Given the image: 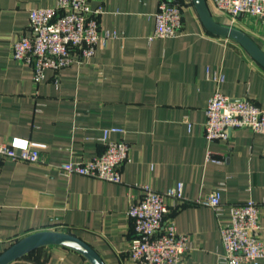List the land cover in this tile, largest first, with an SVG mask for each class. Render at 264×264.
I'll list each match as a JSON object with an SVG mask.
<instances>
[{"label": "crops", "instance_id": "1", "mask_svg": "<svg viewBox=\"0 0 264 264\" xmlns=\"http://www.w3.org/2000/svg\"><path fill=\"white\" fill-rule=\"evenodd\" d=\"M88 1L102 7L106 45L84 63L48 69L36 83L32 67L13 58V44L31 34V10L54 7L57 0H0V143L29 145L43 154L40 163L0 154V254L31 233L56 230L92 245L106 264H133L128 209L141 199L140 186L163 193L182 182L186 201L166 203L178 232L189 237L183 264H228L222 260L221 226L231 221L230 205H263L264 241V133L245 128L229 140L211 141L204 134L206 106L222 92L264 109V68L235 40L208 32L192 0H182L183 30L168 39L152 38L159 0ZM213 15L264 49L259 21ZM107 130L109 141L124 140L132 148L121 182L65 176L54 167L101 154ZM219 188L225 206L220 214L194 202ZM24 258L34 264H91L58 245Z\"/></svg>", "mask_w": 264, "mask_h": 264}, {"label": "built area", "instance_id": "2", "mask_svg": "<svg viewBox=\"0 0 264 264\" xmlns=\"http://www.w3.org/2000/svg\"><path fill=\"white\" fill-rule=\"evenodd\" d=\"M156 27L152 38L168 39L179 35L184 27L183 7L178 0H159ZM211 11L219 12L232 21L249 17L260 22V39L264 46V0H207ZM102 7L92 8L88 0H57L54 7L34 8L30 11V35H22L13 44V58L29 64L36 83L46 78V71H59L74 64L84 63L93 57L100 45L105 46L110 35L101 32ZM217 81L223 78H216ZM204 134L211 140H229L233 131L251 129L264 133V109L247 97L233 98L222 92L212 95L206 106ZM113 131H122L113 128ZM105 132V149L88 161L69 160L57 169L65 176L79 174L119 183L123 166L131 159V145L120 140H108ZM0 154L15 161L40 163L43 154L29 145L18 149L15 144L0 143ZM214 162L221 160L211 157ZM142 197L131 203L128 215L133 223L129 256L133 264H183L190 249L189 237L179 233L167 198L174 202L186 201L184 184L158 192L150 185L140 186ZM196 204L208 206L220 214L225 206L221 188L211 192ZM176 209H179L177 204ZM260 203L253 200L229 206L231 221L221 226L224 253L228 264L254 262L264 258V241L261 238ZM11 264H34L25 258Z\"/></svg>", "mask_w": 264, "mask_h": 264}, {"label": "water", "instance_id": "3", "mask_svg": "<svg viewBox=\"0 0 264 264\" xmlns=\"http://www.w3.org/2000/svg\"><path fill=\"white\" fill-rule=\"evenodd\" d=\"M192 2L208 32L235 40L264 68V49L251 35L239 28L218 22L207 0ZM52 245L70 248L84 256L91 264H106L92 245L74 234L56 230L34 232L14 242L0 254V264H11L39 248Z\"/></svg>", "mask_w": 264, "mask_h": 264}, {"label": "trees", "instance_id": "4", "mask_svg": "<svg viewBox=\"0 0 264 264\" xmlns=\"http://www.w3.org/2000/svg\"><path fill=\"white\" fill-rule=\"evenodd\" d=\"M179 1V3L181 4V6L183 7V3H181L182 2V0H178Z\"/></svg>", "mask_w": 264, "mask_h": 264}]
</instances>
